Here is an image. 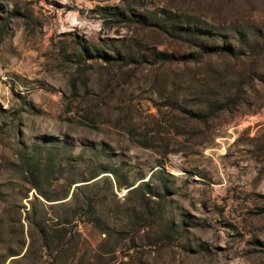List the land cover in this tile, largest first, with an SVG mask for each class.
<instances>
[{"label":"rangeland","instance_id":"obj_1","mask_svg":"<svg viewBox=\"0 0 264 264\" xmlns=\"http://www.w3.org/2000/svg\"><path fill=\"white\" fill-rule=\"evenodd\" d=\"M0 264H264V0H0Z\"/></svg>","mask_w":264,"mask_h":264},{"label":"trees","instance_id":"obj_2","mask_svg":"<svg viewBox=\"0 0 264 264\" xmlns=\"http://www.w3.org/2000/svg\"><path fill=\"white\" fill-rule=\"evenodd\" d=\"M109 12V11H107ZM110 15L114 16L115 18L117 19H121L124 18L126 20H130V21H135L137 23H140L141 25H148L150 23V21L147 19L146 15L144 14H141V13H124L122 12V10H113L111 12H109ZM118 15H120V17H118ZM165 25L168 23L164 22ZM155 24H158L161 28H164V30H167V32L175 35V34H178L180 35V33H177L170 28L172 26L168 25V26H165L164 24L161 25L159 22H155ZM163 26V27H162ZM188 33V32H186ZM191 36V35H190ZM187 38V37H186ZM191 41L194 43V39H192L191 37H188ZM199 48V53H210V52H221L223 51V49H225L229 54H235V52L232 50V49H229L228 47L226 46H219V45H207L205 43H202L201 41L199 43L196 44ZM158 57H161V58H170L171 57V53H167V52H158ZM186 56H189V57H192V53H188V54H181L180 57H186ZM104 58L105 59H108V56L104 55Z\"/></svg>","mask_w":264,"mask_h":264}]
</instances>
